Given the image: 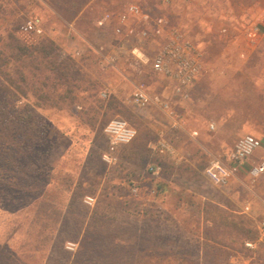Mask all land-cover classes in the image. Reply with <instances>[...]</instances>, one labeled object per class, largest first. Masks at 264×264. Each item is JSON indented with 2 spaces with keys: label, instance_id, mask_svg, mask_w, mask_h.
Returning a JSON list of instances; mask_svg holds the SVG:
<instances>
[{
  "label": "rangeland",
  "instance_id": "rangeland-1",
  "mask_svg": "<svg viewBox=\"0 0 264 264\" xmlns=\"http://www.w3.org/2000/svg\"><path fill=\"white\" fill-rule=\"evenodd\" d=\"M131 3L165 16L202 45L206 71L188 100L165 92L163 78L132 56L134 46L152 51L156 43L123 40L111 27L99 25L104 13L120 12ZM199 5L197 0L171 7L160 0H0V103H11V119L33 111L48 125L26 129L43 139L25 156L26 163H38L35 179L41 184L33 185L36 191L22 204L15 202L10 214L0 199V244L8 242L26 262L21 264H44L49 255L50 241L38 238L46 225L37 220L50 214L31 205L42 192L54 204L56 221H62L63 251L75 255L87 236L95 235L88 244L89 264H199L202 249L205 261L228 262L229 253L214 245L242 251L237 257L247 264H264V254L243 249L247 229L250 239H257L254 231L260 232L264 221V176L252 186L243 173L220 188L206 174L210 163L224 158L244 135L264 140V33L256 45L246 37L247 27L233 29L234 39H227L217 24L199 23L207 15ZM35 17L42 18L44 33H21ZM24 45L30 53L18 55ZM102 55L118 56L116 67L103 65ZM139 84L152 95L170 97L179 126L161 108L133 103ZM116 118L126 120L138 136L120 146L117 162L109 165L103 161L110 144L105 128ZM160 140L173 148V155L158 152ZM16 155L11 148L9 158ZM156 166L160 169L153 172ZM88 197L93 206L86 203ZM114 238L125 243L116 246ZM262 242L259 237L257 244ZM68 244H75L76 251H69ZM139 245L148 250L141 253ZM11 254L4 249L0 264ZM144 257L155 258L140 260Z\"/></svg>",
  "mask_w": 264,
  "mask_h": 264
},
{
  "label": "built area",
  "instance_id": "built-area-1",
  "mask_svg": "<svg viewBox=\"0 0 264 264\" xmlns=\"http://www.w3.org/2000/svg\"><path fill=\"white\" fill-rule=\"evenodd\" d=\"M195 0H160L165 7H171L178 3L191 4ZM99 25L111 27L114 34L120 39H134L141 45L147 42L156 43L152 51H145L143 46H134L132 56L142 66H148L150 71L164 80V91H173L176 96L183 100L191 97L194 86L204 75L206 69L205 55L202 45L193 41L178 27H172L165 16H154L137 3L127 5L120 12H106L99 20ZM21 33L28 35H42L43 20L35 17L22 25ZM246 37L252 44H257L262 37L258 26L246 29ZM101 63L107 67L115 68L118 56H103ZM133 103L141 107L155 105L166 112L174 121V127L179 126L177 113L170 107V97L165 95H152L148 88L139 84L135 87ZM211 130L215 125L210 126ZM105 133L110 144L108 151L103 155V161L109 165L117 162V154L120 146L131 144L138 136V131L126 120L116 118L105 128ZM198 134V133H196ZM156 149L165 155H173V148L165 141L160 140ZM264 150V140L255 134H246L241 137L231 151L224 157L214 159L206 174L210 180L220 188L229 187L238 176L245 173L248 183L255 186L264 176V155L258 157L260 151ZM160 167L153 168L159 170ZM94 199L88 197L86 203L93 206ZM250 211V207L246 208ZM260 230V241H264V221ZM257 242H246L248 249H255ZM67 249L75 252L76 245L68 244Z\"/></svg>",
  "mask_w": 264,
  "mask_h": 264
},
{
  "label": "trees",
  "instance_id": "trees-1",
  "mask_svg": "<svg viewBox=\"0 0 264 264\" xmlns=\"http://www.w3.org/2000/svg\"><path fill=\"white\" fill-rule=\"evenodd\" d=\"M37 51L41 54L48 55L49 52H46L44 48H37ZM30 50L25 45L17 49L18 55L29 54ZM0 73L4 74V71ZM11 103H0V199H3L2 208L7 213H12L11 206L16 202L17 204H22L28 195H33L34 186L36 184H41L38 180L35 179L38 170V163H26V157L30 155L32 152H35L38 148L41 147L42 137L38 138L37 135L39 129H47L48 125L44 124V119L34 114L33 111H30L28 115H25V111L19 115V117L9 118V111ZM37 128V131L34 132V136L29 135L26 131L29 127ZM11 148L17 151V155L15 158L10 159L8 153L11 151ZM29 152H31L29 154ZM14 169V171L12 170ZM14 172V173H13ZM30 182H33L30 185ZM36 191V190H35ZM39 195L33 200L32 206H37L45 215H49V218L44 220H37L38 222H42L43 226L41 234H39L38 238L42 239L41 241H50L49 244V255L45 260L44 264H62L64 260L66 264H89V260L87 259L88 252V244L94 242L95 235H88L85 244L81 245V248L75 255H69L67 252L63 251L65 244L64 241L60 242V237L63 232L60 233L61 227V219L59 218L56 221L55 212H54V204L47 199H45V193H38ZM14 200V201H13ZM21 208L18 209L20 211ZM61 221V222H60ZM244 222V221H243ZM234 226L239 228L241 231V235L246 236V230L241 227L240 223H234ZM50 229L53 231L50 233ZM244 230V231H243ZM248 234H250L247 239L244 241L243 249L250 251L253 254L263 255L264 254V242L258 243L257 247L253 250L246 248L245 244L248 241L258 242L260 237V232L255 229L254 232L257 234V239H253L250 237L252 232L250 229H247ZM244 232V233H243ZM104 237V236H103ZM131 242H136L137 237H131ZM101 240V239H100ZM116 242V246H119L125 243L124 240L114 238ZM129 242V240H128ZM98 246V245H97ZM142 249V252H145V247L139 245ZM9 250L12 254L9 258L4 259L3 261L6 264H21L26 263L20 256H18L17 252H15L11 245L8 242H5L3 245L0 244V253L2 251ZM233 249V248H232ZM161 251V249H158ZM237 253H241L242 251H238V249H234ZM93 252V251H92ZM95 252V251H94ZM165 252V251H164ZM162 252V253H164ZM168 253L173 252L172 250L167 251ZM99 260L102 261L104 257L102 249L97 251ZM173 254L172 260L176 259V256ZM116 256V255H113ZM120 258V257H119ZM155 257H144V259L140 260H153ZM167 259V257H165ZM171 258V257H170ZM149 261V262H150ZM139 262V261H138ZM138 262L136 264H138ZM103 263V261H102ZM29 264V263H27ZM179 264L181 262L179 261Z\"/></svg>",
  "mask_w": 264,
  "mask_h": 264
},
{
  "label": "crops",
  "instance_id": "crops-1",
  "mask_svg": "<svg viewBox=\"0 0 264 264\" xmlns=\"http://www.w3.org/2000/svg\"><path fill=\"white\" fill-rule=\"evenodd\" d=\"M201 7L205 8L207 15L199 18V23L204 26L217 24L223 29V36L227 39H234L233 29L236 31L243 27L250 28L258 26L264 33V0H197ZM205 17V18H204ZM226 33V34H225ZM228 33V34H227ZM206 71V70H205ZM205 73V72H204ZM201 82L199 83V85ZM197 103H203L202 101ZM204 103H207L206 101ZM214 250L229 253V261L225 264H247L248 260L240 261L239 255L234 249L214 245ZM205 250L202 249L199 253V264H211L203 259ZM203 256V257H202ZM212 264H222L217 261Z\"/></svg>",
  "mask_w": 264,
  "mask_h": 264
}]
</instances>
